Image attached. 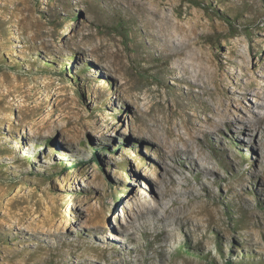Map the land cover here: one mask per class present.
<instances>
[{"label": "rangeland", "instance_id": "obj_1", "mask_svg": "<svg viewBox=\"0 0 264 264\" xmlns=\"http://www.w3.org/2000/svg\"><path fill=\"white\" fill-rule=\"evenodd\" d=\"M0 264H264V0H0Z\"/></svg>", "mask_w": 264, "mask_h": 264}, {"label": "bare ground", "instance_id": "obj_2", "mask_svg": "<svg viewBox=\"0 0 264 264\" xmlns=\"http://www.w3.org/2000/svg\"><path fill=\"white\" fill-rule=\"evenodd\" d=\"M252 87L250 86V87H248L247 89H246V91L247 92H250V91H252ZM254 90V89H253ZM255 96H259L258 94H256ZM228 113H229V110H226V112H225V118L226 117H228ZM231 122V121H230ZM262 122V119H260L259 121H258V124L259 125H252V124H250V126H252V127H254L255 128V130H257V129H259L260 127H261V123ZM233 123V122H232ZM214 124L216 125V127H217V130H216V133H218V132H220V123H218V122H214ZM245 127H248V125H245ZM244 129H246V128H244ZM202 142V141H201ZM195 144H197V147H199V149H200V147H202V145H201V143L200 142H195ZM193 146H194V143H193ZM188 151H189V156H190V159L191 160H194L195 162H196V157H195V155H194V153H192V152H190V148H188L187 147V149L185 150V154L187 153L188 154ZM199 153V152H198ZM153 210H148L147 209V211H143L142 209H141V211H140V214L142 215V216H144V215H146V213L147 214H149V213H151ZM166 213H167V211H166Z\"/></svg>", "mask_w": 264, "mask_h": 264}, {"label": "trees", "instance_id": "obj_3", "mask_svg": "<svg viewBox=\"0 0 264 264\" xmlns=\"http://www.w3.org/2000/svg\"><path fill=\"white\" fill-rule=\"evenodd\" d=\"M77 165V164H76Z\"/></svg>", "mask_w": 264, "mask_h": 264}]
</instances>
